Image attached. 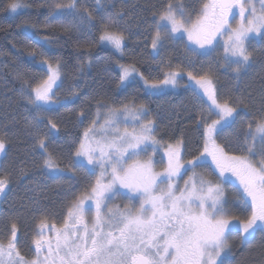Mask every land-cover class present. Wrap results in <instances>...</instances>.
<instances>
[{"label": "trees", "instance_id": "trees-1", "mask_svg": "<svg viewBox=\"0 0 264 264\" xmlns=\"http://www.w3.org/2000/svg\"><path fill=\"white\" fill-rule=\"evenodd\" d=\"M10 2L0 0V139L5 142L0 154V179L7 181L9 188L5 201L15 204L8 217L23 218L24 227L38 216L36 210L40 218L50 219L63 210V204L82 196L94 183V175L85 167L73 166L71 161L76 142L97 118L98 104L118 108L131 106L134 101L137 106L143 105L147 115L142 122H154L153 135L158 144H180L184 161L205 153L201 117L209 123L213 120L210 102L189 84V72L197 77L210 73L218 100L240 105L239 127H248L250 121L254 126L255 119L264 115V41L260 38L247 43L252 63L238 74L233 70L235 65L222 67L221 51L197 55L182 38L165 37L156 56L152 48L155 21L167 5L183 4L185 18L194 20L206 0H23L26 6L16 13L8 10ZM73 2V14L56 10V4ZM110 19L135 33L124 36L121 50L99 41ZM43 60L53 67L59 63L69 88L58 104L47 105L38 114L27 103L25 93L30 91L29 86L47 79L48 66L42 64ZM124 68H134L149 83L162 81L168 72L179 76L174 88L163 87L149 94L139 75L119 86ZM107 110L99 109L100 122ZM49 120L55 123V129ZM40 139L45 140L46 150L39 147ZM45 152L54 156L59 168L66 172L71 169L74 179L55 180L58 172L44 167ZM195 170L215 177L207 164ZM190 172H185L184 178ZM228 186L231 193L227 194L225 207L229 212L237 206L235 197L240 196L233 185ZM223 264H264V234L257 232L244 246L234 242L233 254Z\"/></svg>", "mask_w": 264, "mask_h": 264}, {"label": "snow or ice", "instance_id": "snow-or-ice-1", "mask_svg": "<svg viewBox=\"0 0 264 264\" xmlns=\"http://www.w3.org/2000/svg\"><path fill=\"white\" fill-rule=\"evenodd\" d=\"M258 3L259 10L256 0H247V5L243 0H211V3L203 5L202 14L195 20L185 18L183 4L170 3L155 21L157 31L152 39V48L158 54L165 37L174 38L176 33L183 32L188 42L194 45L190 51L206 55L215 50L218 38L226 35L222 67L235 65L233 70L238 74L252 63L247 48L252 38L250 34L264 41V0H258ZM25 6L23 0H11L7 8L16 13ZM55 7L61 14H73L76 4H58ZM234 8L239 10L240 23L232 26L230 16ZM88 22L92 24L91 16ZM123 40V34L112 31L108 25L99 36L101 43L107 42L117 50H121ZM31 55L35 57V53ZM42 64L48 66L47 79L36 86H29L30 91L25 93L27 103L38 114L45 110V106L60 102L54 99L60 65L57 63L54 68L48 60H43ZM135 75L140 76L149 94H153L168 85L175 87L179 73L168 72L162 81L149 83L134 68L131 71L124 68L119 86L127 85ZM188 77L195 80L198 90L210 101V115L219 116L211 123L201 117L203 136L212 143L211 150L206 143L205 153L211 156L220 177L230 172L237 178L243 189L238 206L246 211L250 201L249 216L244 219L236 216L226 218L224 194L219 184H213L195 172L205 153L184 161L180 148L169 146L165 151L167 166L159 172L155 171L151 156L147 160L139 159L149 147L155 153L159 143L153 135L154 122L141 123L147 115L143 105L137 106L133 101L131 106L123 104L117 108L101 103L98 104L97 118L84 132L71 161L77 167H85L86 161V171L96 176L90 191L73 202L62 227L52 225L54 240L34 241L35 255L31 260L18 251L17 229L13 225L11 239L6 245L0 242V264H222L221 256L229 250L227 237L231 231H239L242 238L257 229L264 231V115L255 119L254 126L250 121L243 132L240 150L248 154L229 155L215 143V139L235 123L238 107L229 101H218L210 73L197 77L189 72ZM100 108L108 109L103 114V124L100 123ZM48 123L56 128L51 120ZM121 124L124 125L123 130ZM237 137L239 139V133ZM38 144L46 150L44 139H40ZM4 149L5 142L0 139V152ZM45 157L44 167L61 174L65 172L57 166L52 154L45 152ZM97 168L100 169L98 174ZM189 169L192 176L184 181V187H180L176 178ZM6 183L0 179V194L5 192ZM117 197L128 199L131 206L109 207ZM136 200H139V207H135ZM93 207L95 215L89 221L86 212ZM40 227L43 229L47 225L42 222Z\"/></svg>", "mask_w": 264, "mask_h": 264}, {"label": "flooded vegetation", "instance_id": "flooded-vegetation-1", "mask_svg": "<svg viewBox=\"0 0 264 264\" xmlns=\"http://www.w3.org/2000/svg\"><path fill=\"white\" fill-rule=\"evenodd\" d=\"M244 1L247 2V0H243V2ZM257 5H258V0H256V6ZM233 13L237 15L239 13V10L237 8H234ZM156 158L157 156L153 157L154 169L155 171L159 172V171H162L163 168L167 166V160H165L163 157H160L162 160H157ZM184 176H185V172L183 173L181 177L176 178V181L178 184L185 181ZM54 178L55 180L57 179L73 180L74 179L72 174L66 171L63 174L57 173ZM162 187H166V185H162ZM90 188H88V190L85 193H83L82 196L86 194L87 192H89ZM234 188L237 190L240 189V192L238 191L237 194L241 197L242 188L239 186V184H234ZM8 189H9L8 186H6L5 192L3 194H0V242H3L5 245L7 244L8 240L11 239V236H12V227L13 225H15L17 229V238H16L17 249L22 256H24L28 260H31L34 258V255H35L34 241L35 240L43 241V240H49V239L54 240L55 233L51 231L52 225H55L57 228L62 227L65 221V218L68 215L69 208L72 206L73 202L78 197H82V196H78L73 201L71 200L68 203L63 204V210L59 214L56 213V215H53L54 217L50 219L40 218V211L36 210L35 213L38 214V216L33 221L30 222L29 227L27 226L24 227L23 224L25 220L23 218L22 219H11L8 217L9 214H13L12 209H13V206H15L13 202L5 201V199L8 196ZM115 205H119L121 208H124L125 205L131 206V203L126 198L117 197L116 199H114L113 201L109 203V207H114ZM135 207H139V200L135 201ZM250 211H251V207L249 206V208L246 211H244L242 214L239 215V218L241 219L246 218L247 216L251 214ZM94 215H95L94 207L92 208L91 211L86 212V217L88 218L89 221H91ZM42 222L46 223L47 225L46 228L42 229L40 227ZM234 232H237L238 235H235ZM257 232L264 234V231L257 229L250 236H247L246 238H242L239 231H236V230L231 231L227 237L229 250L221 256L222 264L225 260L231 258L233 254V243L234 242H236L240 246H244L248 241H250L255 236ZM43 251L46 254L47 248H45Z\"/></svg>", "mask_w": 264, "mask_h": 264}, {"label": "rangeland", "instance_id": "rangeland-1", "mask_svg": "<svg viewBox=\"0 0 264 264\" xmlns=\"http://www.w3.org/2000/svg\"><path fill=\"white\" fill-rule=\"evenodd\" d=\"M205 3H211V0H206V2ZM244 3H245V5H247V2L246 1H244ZM56 5H58V4H56ZM60 5V4H59ZM257 9L259 10V3H258V5H257ZM202 11H203V8H202V10L200 11V14L199 15H201L202 14ZM198 15V16H199ZM198 16H196V17H193V19L195 20V19H197L198 18ZM234 16V18H232ZM230 20H231V23H232V26H235L236 24H238V23H240V16H239V13L236 15V14H232V16H230ZM106 25H108L109 27H110V29L112 30V31H115V32H118V33H122L123 34V36H125V37H128V35L129 36H131V34H132V31L129 29V28H126V27H123V26H121V24L120 23H117V22H113L111 19L110 20H107L106 21ZM170 30V29H169ZM135 33H133L132 35H134ZM250 37H252L250 40H252V39H259V37L258 36H256L255 34H250ZM174 38H182L185 42H186V44L189 46V47H194V45H191L189 42H188V38H187V35L186 34H184L183 32H179V33H176L175 34V36H174ZM225 39H227V36L225 35L222 39H220V38H218V40L216 41V48H215V51L216 52H218V51H221V53L223 54V42H224V40ZM249 40V41H250ZM123 42H124V40H123ZM123 42H122V46H123ZM105 43H107V42H105ZM108 44V43H107ZM108 45H110V44H108ZM111 46V45H110ZM121 46V47H122ZM113 47V46H112ZM156 56H158V54L156 53ZM181 59H183V61H184V56L183 57H181ZM181 62L182 64L184 63V62ZM55 68V67H54ZM186 77H188V75L186 74ZM71 81V80H70ZM193 82V83H192ZM192 82L190 81L189 82V84L190 85H192L193 87H195L196 89H198V86L196 85V83H195V80H192ZM42 83V82H41ZM66 83H68L67 81H65L64 80V78L62 77V74H61V71H60V79L57 81V84H58V86H54V99H59V101H60V99L63 97V93L69 88V85H67ZM213 83H214V86H215V82H214V80H213ZM177 84V83H176ZM168 89H170V88H174L172 85H168V86H166ZM215 89H216V87H215ZM198 91H200V90H198ZM200 92H202V91H200ZM216 94H217V92H216ZM207 98V97H206ZM208 99V98H207ZM217 99H218V97H217ZM209 101V100H208ZM220 103H224V102H222V101H220V100H218ZM210 102V101H209ZM50 105H53V104H50ZM232 106H234V107H238V109H239V112H238V114L236 115V117H235V123L231 126V127H227V128H225V130H224V132L222 133V135L221 136H219L218 138H216L215 139V143L219 146V147H221V148H224L225 149V151L229 154V155H237V156H244V155H247L248 153L246 152V151H241L240 150V142L242 141V139H243V132L247 129V127H245L244 125L242 126V127H239L238 126V120L239 119H241V107H240V105H238V104H235V105H232ZM216 119H219V116L218 115H213V120H216ZM212 120V121H213ZM103 122H104V119H103V121H101L100 123L101 124H103ZM141 123H143L142 121H141ZM120 127H121V130H123V128H124V125L123 124H121L120 125ZM97 128H99V125H97ZM88 129V128H87ZM86 129V130H87ZM85 130V131H86ZM129 130H131V127H129ZM237 133H239V139H238V137H237ZM84 138V134H83V136H82V139ZM81 139V140H82ZM81 140H79V141H77L76 142V144H77V147L79 146V143H80V141ZM206 143H207V148L209 149V150H211L212 149V143L210 142V141H206V139H205V147H206ZM171 146V145H170ZM171 147H173V148H177V147H179L180 148V150L182 151V147H181V145L180 144H178V145H174V146H171ZM169 148V146H160L159 144L156 146V152L155 153H153V151H152V148L151 147H149L148 148V151L146 152V153H142L141 155H140V157H139V159H141V160H147L150 156L152 157V159H153V157L154 156H157V158H160V157H163L165 160H167V157H166V155H165V151L167 150ZM257 148H259V145H257ZM183 153V152H182ZM256 160L258 161L259 160V155H257V157H256ZM84 164H85V168L87 167V164H86V161H84ZM201 164H202V166L203 165H205V164H207L210 168H211V170H212V172L215 174V177H211L209 174H208V172L207 171H196L195 170V172L198 174V175H200V176H203L205 179H207V180H210V181H212V183L213 184H219V186H220V188H221V190H222V192H223V194H224V196H223V200H224V202H225V204H226V200L229 198L228 196H227V194H229V193H231V191H230V188H229V186H228V184H230V185H233L234 186V184H239V181L237 180V178L235 177V176H233L230 172H226L225 174H224V177L222 178V177H220V173H219V171L215 168V165L212 163V158H211V156H208L207 155V153H205L204 154V157L202 158V162H201ZM196 168H199V166L198 167H196ZM210 170V171H211ZM99 171H100V169L99 168H97L96 169V173L98 174L99 173ZM192 171V170H191ZM211 172V173H212ZM191 174L188 176V178H185V180H188L189 179V177H191L192 176V172H190ZM94 178L96 179V176L94 175ZM234 184H233V183ZM179 186L180 187H184V181L183 182H181L180 184H179ZM237 186V185H236ZM239 186H240V184H239ZM32 188L28 191V192H32ZM240 192V189H235L234 190V192ZM242 195H243V189H242ZM225 198H226V200H225ZM240 198H238V197H235V204L237 205V206H235V207H233V209L231 208V210L232 211H230L229 210V212L227 211L226 212V209H225V212L227 213V217L226 218H230V217H232V216H236V217H239V215L240 214H242L243 212H244V210H242L241 209V207H239L238 206V200H239ZM245 199H247V197H245ZM249 206H250V201H249ZM249 208V207H248ZM251 212V211H250Z\"/></svg>", "mask_w": 264, "mask_h": 264}, {"label": "water", "instance_id": "water-1", "mask_svg": "<svg viewBox=\"0 0 264 264\" xmlns=\"http://www.w3.org/2000/svg\"><path fill=\"white\" fill-rule=\"evenodd\" d=\"M0 154H1V152H0Z\"/></svg>", "mask_w": 264, "mask_h": 264}]
</instances>
